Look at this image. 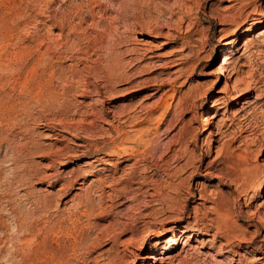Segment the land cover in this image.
Masks as SVG:
<instances>
[{"label": "rangeland", "instance_id": "obj_1", "mask_svg": "<svg viewBox=\"0 0 264 264\" xmlns=\"http://www.w3.org/2000/svg\"><path fill=\"white\" fill-rule=\"evenodd\" d=\"M15 1L1 55L12 65L0 64V264H29L37 233L60 252L52 264H264V0ZM119 58L131 79L117 93ZM123 109L155 149L135 176L136 158L105 154Z\"/></svg>", "mask_w": 264, "mask_h": 264}, {"label": "bare ground", "instance_id": "obj_2", "mask_svg": "<svg viewBox=\"0 0 264 264\" xmlns=\"http://www.w3.org/2000/svg\"><path fill=\"white\" fill-rule=\"evenodd\" d=\"M6 8H7V12H0V49L3 50L0 53V64L2 62L1 55L2 54L11 53L10 50H9V47L11 46V44H12V42L14 40L15 25H16L19 17L21 16V13L19 12V6L16 5V1L15 0L14 1L10 0V2L6 6ZM10 32L12 34L10 36V39H8ZM10 41H11V43H10ZM24 52L22 51V52L19 53V52L15 51V52H13L14 54H12V55H14L16 58H19V60L22 59L21 62H23L24 69L28 70L29 64H27V63L29 61L24 58V56H25ZM12 55H11V57H12ZM117 57H119L118 54H117ZM16 58H15V60H16ZM24 60H26L25 63H24ZM121 61H122V59L119 58V60L114 62L112 75H110V76L114 77L115 82H114V85L112 87H113L114 90H117V93L120 90L122 91V89H119V87L122 86V83L125 80H128V79L130 80L131 79V77H129V75L127 73H125V72L122 73L121 72V70H120ZM37 62H40L39 58L36 59L35 63H37ZM15 63H17V62H15ZM10 64L7 63V65L4 64V66H10ZM218 68H219V71H217V74H220L222 76L225 75L223 73L224 72L223 71V66H219ZM233 72H235V71H233ZM234 74H236V73H233L232 75H234ZM41 77H42V75L39 74L38 69L33 68L32 76H31L32 80L30 82H34V83L31 84V91L32 92H36V93H34V96L37 97L36 101L38 103H40V101H42V99L45 96V87L43 85ZM228 77H231V75L230 76L226 75V79ZM26 84H28V81H27ZM239 84L240 83L238 81H233L231 83L234 91H239ZM163 85H165V84H163ZM172 86L174 87L175 85H172ZM128 88H131V87H127L126 90H128ZM95 90L93 91V89L86 88V91H88L90 93H95ZM251 92H252V90L249 88V90L246 91V94H251ZM101 93H102V91H101ZM122 93H124V95H125L126 92H121V94ZM51 97L54 98L55 96H53L51 94ZM173 98H174V96H173ZM161 105L165 106V111L159 117H157L158 121L161 122L160 126H161V124H164V122L166 120V117L170 114V111H171V109L173 107V103H168L167 101H164V102H162ZM14 108H15V106L11 105L6 110L12 111ZM132 114L133 113H132L131 109L130 110L129 109L128 110L127 109H123L122 111L120 110L119 112H116V114L114 115V121H113V124H112V130L114 132L113 140H112L113 146L110 147L109 152H105V154L110 155V156H114L115 158L120 159L121 160L120 161L121 164L130 161L132 158H136V161L130 167V169H133L132 175L135 176V174L137 173V170H138V169L136 170V167L138 165L142 164L143 162H148L149 155L152 154V152H155V149L153 147H151V143L152 142L149 139V136L151 134L150 129L139 128V125H135V126L132 125L131 124L132 120L134 118H138V117H135ZM128 123L130 124V126H129L130 128L126 129L125 125L128 124ZM137 124H139V123H137ZM159 128H160L159 126L156 127V131L157 132L159 131ZM131 143H139V145L143 146L145 148V150L143 152H140L139 149L135 148L134 146H130L129 144H131ZM98 150H99V152H101V148L98 147ZM102 151H104V150H102ZM221 155H223V154H221ZM44 156H46V155H44ZM245 162H246V158H244V163ZM156 170L160 171L159 166L156 167ZM87 174L90 175V176L92 175L91 171L89 173H87ZM126 177L127 178L125 179V182L128 183L131 180V173H129V176H126ZM104 180H106V179H104ZM104 180H101L100 183L103 184ZM80 183L84 184L83 182H80ZM260 192H262V190H258L257 191V195L258 196H259ZM232 227H229V230L231 232L235 233L236 229H233ZM39 234L40 233L36 234L35 240L32 243V246L30 248L31 257L29 256L30 257L29 264H52V263H54V261L56 260V258L60 254V252L57 251V250H54L52 248V246L49 245L47 242L39 240ZM66 236L67 237L68 236L73 237V235L71 233L68 234L65 231V237ZM99 239H101V238H97L96 241L97 242L100 241ZM172 241L173 242L171 243V245L172 244L174 245L175 244V239L172 238ZM166 242L169 243L170 239H168ZM65 248H66V246H65Z\"/></svg>", "mask_w": 264, "mask_h": 264}]
</instances>
